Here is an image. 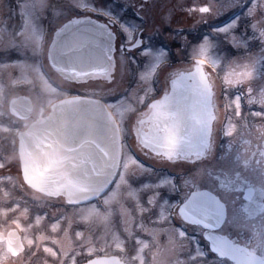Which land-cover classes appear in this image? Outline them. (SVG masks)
Returning <instances> with one entry per match:
<instances>
[{"label": "snow or ice", "instance_id": "snow-or-ice-1", "mask_svg": "<svg viewBox=\"0 0 264 264\" xmlns=\"http://www.w3.org/2000/svg\"><path fill=\"white\" fill-rule=\"evenodd\" d=\"M0 6V264H264V0Z\"/></svg>", "mask_w": 264, "mask_h": 264}, {"label": "flooded vegetation", "instance_id": "flooded-vegetation-1", "mask_svg": "<svg viewBox=\"0 0 264 264\" xmlns=\"http://www.w3.org/2000/svg\"><path fill=\"white\" fill-rule=\"evenodd\" d=\"M215 4L217 2V0H196L197 4L200 3H206V2H210ZM16 2V0H12V3L14 4ZM114 3H121L122 0H113ZM162 2L164 3H174L175 0H162ZM188 3H191V0H188ZM2 7V6H0ZM227 15V14H226ZM200 19L199 14H194L193 16H187L185 14H178L177 16H175L173 18L172 21V27H183V28H187L190 27L191 25H193L196 20ZM208 19H211L210 17ZM223 19V17L221 18ZM6 23L5 19L3 16H0V26H3ZM12 23H15V21H12ZM185 35H187V33H185ZM189 39H191V37H189ZM171 47L173 49V52H175L178 48L181 47V43L180 41H171ZM58 79V78H57ZM112 87L111 84L105 82V81H100V82H89L88 84H86L83 87H77L74 91L70 92L69 95H81V96H86L89 95L91 92H95L96 95L92 96V98H101V97H105L106 93H107V89ZM219 88V85H218ZM217 88V89H218ZM105 102H108V99H105ZM223 116V115H221ZM129 142H132V138H130ZM142 160L144 159L143 157H140ZM146 164H148V161H144ZM11 170H13L14 172H12ZM11 170H0V174H4V172L6 171H10L11 174H16V169L12 168ZM168 174L169 175H174L175 174V169L169 168L168 170ZM18 182H22L19 180L18 178ZM25 194H27L28 196H31V190L28 189L27 187L24 189V192H13V196L14 197H22ZM23 206V205H22ZM2 219H0V223H2ZM166 239V237H162L161 238V242H163V240ZM51 246V245H50ZM45 259L44 256H40L38 259H33L32 261H30V264H42V261ZM49 264H51V261H49Z\"/></svg>", "mask_w": 264, "mask_h": 264}, {"label": "rangeland", "instance_id": "rangeland-1", "mask_svg": "<svg viewBox=\"0 0 264 264\" xmlns=\"http://www.w3.org/2000/svg\"><path fill=\"white\" fill-rule=\"evenodd\" d=\"M211 2V1H210ZM218 92H219V89H218ZM223 111V110H222ZM12 172H14L13 170H11ZM13 176H17L16 174L14 175V174H12Z\"/></svg>", "mask_w": 264, "mask_h": 264}, {"label": "water", "instance_id": "water-1", "mask_svg": "<svg viewBox=\"0 0 264 264\" xmlns=\"http://www.w3.org/2000/svg\"><path fill=\"white\" fill-rule=\"evenodd\" d=\"M93 99V98H92Z\"/></svg>", "mask_w": 264, "mask_h": 264}]
</instances>
